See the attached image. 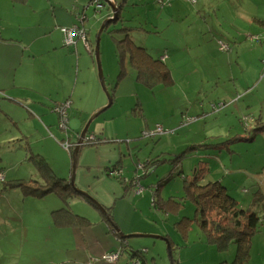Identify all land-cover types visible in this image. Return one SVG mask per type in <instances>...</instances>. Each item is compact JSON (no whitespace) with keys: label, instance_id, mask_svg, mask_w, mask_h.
<instances>
[{"label":"rangeland","instance_id":"rangeland-1","mask_svg":"<svg viewBox=\"0 0 264 264\" xmlns=\"http://www.w3.org/2000/svg\"><path fill=\"white\" fill-rule=\"evenodd\" d=\"M86 2L81 6V14L86 12L84 23L90 31L92 44L95 45L101 32L99 58L105 89L98 77L94 53L88 55L95 61L96 79H91L84 67L81 81H92L96 90L91 84L92 88L87 87L88 91H84L78 84L72 98L74 102L70 101L68 107L69 136L59 130L56 106L46 99L48 97L43 99L21 91L29 100L42 102L37 105L43 109L44 123L54 121L50 126L52 131L45 128L47 124L44 125L42 118L32 121L26 119L24 112L12 111L14 105L11 103L0 107L9 111L7 116L0 113V264H108L102 257L99 259L100 255H94L99 246L94 247L92 254V243L86 246L84 242L89 243V239L94 240L98 235L104 240V227L98 223L100 214L107 215L106 209L110 206L115 214H119L125 204L129 216L137 207L139 215L148 223L158 225L163 232V235L137 233L142 238L128 239L134 244L130 247L134 250H143L141 243L147 245L141 244L149 251L145 256L147 264H173L172 260L174 264H231L236 250L234 245L222 251L217 240L212 242L213 239L197 224L182 220L183 217L192 218L195 210L187 198L184 183L193 179L198 169V178L203 175L199 185L222 181L239 207L262 210L264 0H126L123 4L121 0H115L118 7L124 6L119 10L121 16L129 19L123 26L133 27L129 31L132 40L144 46L156 59L165 55L164 63L173 78L171 84L153 88L135 80L131 84L129 79L130 76L135 79V72L125 62L129 73L119 82L115 92L120 69L113 37H119L117 30L122 24L112 20L105 25L112 19L108 5L98 10L95 4H90L91 0ZM99 2L103 6L105 0ZM216 42L218 49L213 48ZM107 92L109 96L114 95V102L93 119L84 140L99 137L114 141L103 145L110 147L111 154L105 150L97 152L98 145L81 147L74 185L80 187V184L91 194L89 201L76 198L69 203L74 214L88 218L92 224L82 231L79 228L53 230L51 218L64 202L55 194L41 196L25 190L29 180L40 177L36 164L40 157L36 156H42L57 176L69 180L71 153L76 141L91 117L107 106ZM66 99L62 100L69 101ZM157 125L161 126V131H157ZM66 141L75 143L70 152L60 145ZM157 156L158 161L152 165L150 161ZM116 161L120 162L126 178H140V187L145 190L144 194H136L135 187L129 189L126 198H122L124 204L118 201L121 191L116 197L110 194L121 185L115 178H109L101 166ZM20 183L23 186H17ZM13 184L17 187H12ZM156 190L157 200L181 205L178 215L169 213L168 217L152 206L149 196ZM257 197L262 201L252 205ZM101 201L107 205L102 210L95 207ZM148 209L157 219L146 216ZM93 213L99 215L98 218L95 219ZM213 218L219 217L214 214ZM175 222H181L179 227L187 229L182 232ZM135 224V228H147L143 220L142 223L135 221ZM218 225L224 224L219 222ZM255 235L251 243L254 241L257 245L251 249L250 244V260L245 264H264V223ZM165 236L177 246L170 251L172 258ZM123 242L126 244L127 241ZM125 248L118 249L120 254L122 251L118 259L133 264Z\"/></svg>","mask_w":264,"mask_h":264},{"label":"crops","instance_id":"crops-1","mask_svg":"<svg viewBox=\"0 0 264 264\" xmlns=\"http://www.w3.org/2000/svg\"><path fill=\"white\" fill-rule=\"evenodd\" d=\"M86 1L87 0H0V102H1L0 107L2 106V104L9 105L11 103L14 105L12 107V111L18 109L20 112H24V114L26 115V119L34 121L37 118H42L41 114L43 113V109H41L42 108L41 106L37 105V104H41L42 102L39 101L36 102L37 100H32V99L29 100L28 96L25 93H22L21 91L24 90L28 93H34L36 97L37 96L43 97V99H45V97H48L46 99H50L52 103L56 106L55 111L58 113L59 130L64 131V133L69 136L68 107L71 105V102L72 103L74 102V100L72 101V98H74L77 92L78 84L80 85L81 90L88 91L87 87H89L90 89L94 87V89L96 90L94 83L92 81L88 80L87 82V79H83L81 81V74L82 75L84 74L83 73L84 67H85V73L90 75L91 79L94 78L96 79L94 75L96 60L95 61H93V59L90 60L89 57L94 53V49L92 46L94 44L91 43L90 35H89L90 31L88 30V28L85 26L84 23L87 20L86 12L85 14L83 13L81 14L83 10L81 9V6L85 5V3H87ZM110 1L112 3H115V0H110ZM102 8H104V6H102ZM81 17H83V19H81ZM75 26L79 30H81V35H77L75 33H72V35H70L69 33L63 32V29L70 30ZM143 44L146 45V43ZM213 48H217V49L219 48L217 42L216 45L214 44ZM114 51L118 62L119 59L117 57L116 50ZM165 58H166L165 55L161 56L160 60L164 63ZM125 62H128V59L124 60L123 62L124 74L122 78L116 82V87H114L113 92H115V88H117L119 82H121L124 76L127 75V72L129 73V71L126 72ZM128 64L130 65L129 62ZM131 68L135 72V69L132 66ZM135 76H136V72H135ZM133 80L143 85L137 80L136 77L135 79H133V76H130L129 82L131 84H133ZM91 84L92 87L89 86ZM54 90L56 92H54ZM79 93L80 92H78V94ZM94 93H97V91H95ZM68 94L70 95L67 96ZM4 97L5 99H3ZM64 97L69 99V101L67 99H66L67 101L62 100ZM79 99L81 101V97ZM111 99L113 103L114 95H112ZM60 105H67L66 118H63L61 114L57 111ZM8 112H9L8 110L6 109L1 110L0 108V113L5 114V116H7ZM12 117L10 119L14 120ZM41 121L44 123L45 122L44 118H42ZM15 124L16 126H18V122H15ZM52 124H54L53 120L49 121V123L48 121L44 123L45 128L50 131H52L50 127L52 126ZM49 139L51 140V142H53L54 147H57V145L54 143V141H52L50 137ZM99 139H100L98 140L99 143L97 144L98 146L96 145L97 146L96 151L100 152L101 150H105L111 154L110 147L108 148V146H103V145L114 141L108 139L102 140L104 138H99ZM109 139H113V138H109ZM93 141L87 140L85 141V143L87 142L88 144H90ZM108 161L110 162V160ZM108 163L101 165L104 167V172H106L109 166H113V165H116L121 169V164L119 161H116L115 163L111 162L110 164ZM87 167H91V166H87ZM121 171L123 173L124 180L128 181L133 178L131 176L126 178L124 171L122 169ZM74 177H75V173H74ZM216 182L223 184L222 181H216ZM138 183L142 184L140 178L138 181H136V184H134L133 186V188L136 187L134 192L139 188H141V187H137ZM75 186L78 187L76 184ZM79 186L80 187H78V190L81 192V194L75 198L70 199L71 201L68 202L67 204H64L61 208H65V207L69 208V203H71L73 199L76 198H81L76 200L89 201V194L91 193H89L88 192L89 190H86L80 184ZM124 186L126 187L124 189L122 185L121 188L117 186L115 187V189H113L114 192L110 193L113 197H116L117 195H119V191H121L122 196L118 201H120L123 204L125 203V201L122 199L123 196L125 199L126 198L125 194L127 195L129 189L133 190L128 183H125ZM144 191L145 190L142 189L140 194H144L143 193ZM147 193L149 192L147 191ZM149 198L152 201L153 194H151ZM99 203H100L99 205H103L102 201ZM103 206H107V205H103ZM95 207L98 208L97 206ZM136 208L134 207V214L130 216L128 212L129 209L127 208L126 204L121 208L119 214L118 213L115 214L114 208L111 206L110 208H108L110 210L107 209V215L98 213L100 214V217L98 218L99 215L97 216L93 213L95 219L98 218L99 221L98 223H100V225L104 227V230L102 231L104 240H102L100 238V235H98L95 236L94 240L89 239V243L88 241L84 242L86 246H88L90 242L92 243L93 247L92 246L90 247L93 248V250L91 251L92 254L94 253V249L97 246H99L94 255L97 256L100 255L99 259L101 257L103 259V256L105 254L117 251L120 247H122V242H120L121 238L118 232L116 231V228H118L121 231V233L125 236L136 235L137 233H141V234L149 233L147 235L150 234L163 235V232L158 229V225L154 226L153 223L151 222L148 223L147 219H144V216L142 217L141 215H139L140 211H138ZM180 211L181 209L179 208V209H175L170 213L173 215H178ZM164 214L167 215L168 217L171 215L167 213ZM85 215L89 218L92 217L88 213H85ZM146 216L151 217L149 219H153V220L157 219L156 215H152L149 209L148 212H146ZM108 218L112 220L113 225H110ZM129 218L131 220L128 222ZM51 219H52L53 230L61 231L65 228L68 229L79 228V227H71V226H66V227L57 226L54 223V218L52 217ZM142 220L144 224L147 226V228H135L136 225L135 221L142 223ZM87 221L89 222L87 225H83L79 228L81 229V231L85 228L88 229L91 226L92 224L91 221L89 219ZM133 222H134V226L132 225ZM179 228L182 229V226H180ZM185 230L186 228L182 229L181 231L184 232ZM167 235L170 236V232H168ZM255 236L256 235H254L252 239H254ZM163 238L168 240L167 243L168 246L174 250V247L176 245L174 246L173 242L168 237L165 236ZM127 242L129 243V247H131L133 243L131 244L128 241V239ZM170 243L172 245H170ZM141 244L146 245L145 243H141ZM141 244L140 247L141 249H143V252H141L142 255L134 260H131L132 262H134L133 264H147L146 262L147 259L145 256L146 254L149 253V251L147 250V248L144 249V247H142ZM254 245L257 244H255L253 241L251 243V249H253ZM231 256L233 257V254ZM119 263L127 264L126 261L121 262V259H118V261L115 264H119Z\"/></svg>","mask_w":264,"mask_h":264},{"label":"trees","instance_id":"trees-1","mask_svg":"<svg viewBox=\"0 0 264 264\" xmlns=\"http://www.w3.org/2000/svg\"><path fill=\"white\" fill-rule=\"evenodd\" d=\"M125 2L126 0H121V4ZM90 4L96 5L100 4V2L99 0H91ZM121 8H124V6L120 5L119 10ZM116 21H119L122 24V27L117 30V32L120 33L119 37H113L115 40V50L119 59L118 64L121 69L116 82L122 78L124 74L123 62L128 59L130 65L135 69L137 80L143 85L153 88L159 84L164 86L171 84L173 80L170 70L165 63H163L160 59L154 58L149 50H147L144 46L137 45L133 42L129 33L133 27L123 26L126 21H129V19L122 17L121 13H119ZM110 97L112 98V95H110ZM98 140L100 139L95 137L94 141L91 142L92 144L90 143V145L96 146L99 143ZM84 144L88 143L86 142ZM71 150H69V152ZM72 154L73 152L71 155ZM39 157L40 155L36 156V158ZM157 159L158 156L150 161L152 165L158 161ZM36 164L38 166L37 169L40 177L38 180H29L28 183L30 184H28L25 188V190L29 191L28 193H36V195L40 194L41 196L55 194L59 196L64 204H67L70 199L81 194L77 187L72 185L70 179L65 180L57 176L42 157L36 161ZM197 170L198 169H196V172L194 173L193 179H186L188 180V183H184L187 198L194 204V215L189 219L187 217H183L182 220L197 224L204 232L208 233L209 237L213 239L211 240L212 242L214 239L217 240L216 243L218 244V248L222 251H226L230 245H234L236 250L231 264L247 263L250 258L249 250L252 237L259 232V227L264 221V204L263 207H261L262 210H255V207L252 208L250 206L248 209L239 207L238 201L229 194L224 184H220L219 182H208L205 185H199V179L202 178L203 175H200V178H198L199 175L196 174ZM106 175L110 178H115L118 183L123 186V189L126 188L124 186L125 183H128L130 187L133 188L136 181L139 180L137 177H133L128 181L124 180L121 169L116 165L109 166L106 170ZM16 182L22 181L17 180ZM11 186L17 187L23 186V184L20 183L17 186L13 184ZM137 187H140V183L137 184ZM152 194L153 199L151 204L154 208L158 207L161 212L169 214L175 209H179L181 206L179 205L178 207V205H171L163 199L157 200V190ZM258 200L261 202L262 198H255L252 205L257 203ZM100 206L104 208L103 205ZM214 214L219 218H213ZM53 218L55 225L61 227L71 226L80 228L81 226L89 223L85 218L72 213L67 207L61 208L58 213L53 216ZM108 221L110 225H113L110 218H108ZM219 222L224 225H218ZM180 223L181 222H175L176 226ZM120 242H122V246L126 247L123 240L120 239ZM170 245L172 244L170 243ZM127 246L129 247V243ZM125 249H127V247ZM128 250H130V254L132 255L130 260H134L142 255L140 250L136 251L132 248ZM170 251L172 252L173 249L170 248ZM172 263L174 264L173 260ZM220 264H227V262H221Z\"/></svg>","mask_w":264,"mask_h":264},{"label":"water","instance_id":"water-1","mask_svg":"<svg viewBox=\"0 0 264 264\" xmlns=\"http://www.w3.org/2000/svg\"><path fill=\"white\" fill-rule=\"evenodd\" d=\"M105 5H108V7L111 9L112 13H111V20H107V22L105 23L108 24L110 21H115L116 22V18H118V14H119V4H117V2L115 3H112L111 1H106L105 0V3H104V7ZM110 17V16H109ZM100 34L101 32L99 33L98 37H97V40H96V45H95V48H94V55H95V60H96V64H97V71H98V77H99V80L101 82V85L103 87V89H105L104 87V76H103V70H102V66H101V61H100V58H99V40H100ZM107 90V89H106ZM108 94V92H107ZM112 104V99L111 97L109 96L108 94V104L105 108H103L101 111H99L98 113H96L95 115H93V117H91V119L88 121L87 125L85 126L83 132L79 135V139L78 141L76 142V145L74 147V150H73V154H72V174H71V177H70V182L72 183V185H74V173H75V168H76V164H77V157H78V153L81 149V147L84 145L83 143V139L88 131V128H89V125L91 124V122L93 121L94 118H96L101 112L105 111L107 108H109ZM99 206V208L102 210L104 208H102L99 204H97ZM116 231L118 232V234L120 235V238L122 240H125L127 241V239L129 238H137V237H142V235H123L121 233V231L116 228ZM145 237H149V238H154V239H161V237L159 236H145ZM126 247H127V253L129 255V258L132 256L130 254V250L128 249H131L129 248L127 245V243L125 244ZM168 250H169V256L171 258V252H170V247L168 246ZM137 251V250H136ZM141 252H143V250H140Z\"/></svg>","mask_w":264,"mask_h":264},{"label":"built area","instance_id":"built-area-1","mask_svg":"<svg viewBox=\"0 0 264 264\" xmlns=\"http://www.w3.org/2000/svg\"><path fill=\"white\" fill-rule=\"evenodd\" d=\"M102 8V4L100 5V4H96V9H101ZM63 32L64 33H69L70 35H72V33H75V34H77V35H81V30H79L76 26L75 27H73L72 29H70V30H65V29H63ZM224 47V46H223ZM66 106L67 105H61L58 109H57V111L61 114V116L63 117V118H66ZM157 128V131H161L162 129H161V127L160 126H157L156 127ZM93 141L94 140V138L93 139H90V141ZM61 145H62V147L65 149V150H67V151H69V150H71L72 149V147H73V144H71V143H69L68 141H66V142H62L61 143ZM2 180V177H0V181ZM141 190H142V188H139L138 190H137V194H140L141 193ZM121 254H122V251H121ZM121 254H120V252L117 250V251H114V252H110V253H107V254H105L104 256H103V260L106 262V263H108V264H115L117 261H118V258H119V256H121Z\"/></svg>","mask_w":264,"mask_h":264}]
</instances>
